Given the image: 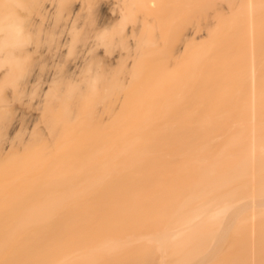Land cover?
<instances>
[{
	"label": "bare ground",
	"instance_id": "1",
	"mask_svg": "<svg viewBox=\"0 0 264 264\" xmlns=\"http://www.w3.org/2000/svg\"><path fill=\"white\" fill-rule=\"evenodd\" d=\"M119 1V16H116V22L112 20L113 14L111 15V20L115 23L105 20L107 25L100 21V24L96 25L93 20L89 22V26H85L83 20L86 18L82 17L95 10L93 9L95 0H0V81L7 80L18 92L26 90L24 85L29 84V91L38 96V103L42 108L47 105L50 97L62 101L57 111H49L48 117L42 116L46 118L43 120L47 127L35 126L28 132L29 126L26 127L25 120V115L28 113H25L23 118L21 117V119L25 118L24 121L20 120L19 125L17 122L12 134L3 139L5 145L0 144V159L6 160L11 150L12 154L14 153L10 164L0 162V264H135L133 262L135 249L155 242L154 236L162 234V231L147 230L148 218L156 219L155 216L164 213L177 214L181 209L176 201L174 189L168 185L159 187L156 181L158 177L152 172L153 168L155 170L159 167L156 163L159 156L166 154L163 151L165 149H163L165 144L163 141L170 136L163 131L146 130L148 129L146 124L151 120V103L148 101L150 91L146 86L145 77H141L137 70L133 71L132 59L131 63H127L126 71L122 70V72L127 75L132 74L138 85L132 87V94L121 95L122 83L129 80V75L111 78L113 74L115 75V71L112 72L113 69L110 71V68H107L112 65L106 62L108 66L105 68V61L98 59L100 55L96 52V47L100 44L120 43L122 48L126 49L127 52H120L116 57L117 63L118 59L125 60L139 54L142 39L140 41V36L137 39L138 29L141 27V17L137 15V10L140 7L139 14L143 8L141 6L149 4L150 1ZM152 1L154 5V0ZM151 5L152 3L144 7L146 9ZM235 5L234 13L223 21L221 28L240 23L244 34V49L243 46L237 48L238 44L233 45L237 52V55H234L237 60L236 68L232 71L229 67L231 70L229 74L232 75L229 80L234 81L235 92L240 95L238 100L235 98L236 95L233 97L237 100L235 106L239 108L237 111L239 115L232 122L233 130L226 133L223 147L213 151L210 157L206 156L207 154L197 155L195 162L200 173L193 179L198 181L210 179L214 173L218 174L224 164L226 166L224 168L232 170L237 161L241 164L243 158V169L248 170L247 196L244 199L238 194V197L237 192L245 185L240 187V183L244 181H239L242 177L238 179L236 175L231 178V184L229 183L231 189L227 196L216 197L211 191H205L203 194L198 192L193 205L188 206V213H184L183 220L177 221L169 230L168 236L170 242L177 243V250H173L172 254L182 256L204 237V233H197L198 224L220 230L228 216L248 201L247 211L242 212L244 214L237 213L238 216L241 213L240 217L236 215V232L245 233L243 238L246 237L249 264H259L260 236L264 235L260 226L263 225L261 220L264 218V202L262 201L261 204L257 200L258 194L259 197L262 194L259 193L257 185L258 165H260L258 161L264 158V55L260 53L263 44L259 46L258 38L264 33L262 28L264 0H236ZM111 22L115 24L113 30H109ZM128 23H132L133 26L127 28ZM82 25L86 27L84 33L79 30ZM226 31L217 29L212 37H218L222 33L228 35ZM34 35L38 37L36 40L33 38ZM131 36L134 41L130 40ZM40 40L48 41L54 46L53 50L48 47V56L43 55L47 56L45 58L47 61L53 60L62 48L75 47L76 40L82 41L84 45L87 44L85 47L87 54L74 67L65 68L56 64L55 69L46 73L47 77L43 78L39 73L31 80L27 78L24 85L19 86L20 79L30 73L29 62L37 50L36 46L29 47V44ZM144 44L146 46L144 42L142 48H145ZM206 53V49L198 50L196 58L200 59ZM141 57L138 56L139 59H142ZM45 59L43 61L47 62ZM116 61H112V64ZM139 61L141 63L142 60ZM144 64L146 67V63H143V67ZM147 71L148 69L144 72ZM164 79L173 78L169 74ZM231 88V84L225 88L228 95L231 93ZM152 90L156 92L157 87L154 86ZM111 97L117 99L127 97V102L121 104L124 107L123 109L121 106L123 110L119 109L121 112L114 116L110 114V117L113 116L112 125L109 123V126H102L101 123L107 121V117L97 118V111L101 113L97 110L98 105L110 103ZM117 106L116 103H112L111 112L115 113ZM153 106L155 107V103ZM105 113L109 115L108 112ZM36 115L34 120L40 119L41 114ZM207 116L202 119L203 122H214ZM49 119L53 127H50ZM216 122L219 121L216 119ZM46 128L50 130L49 133H46ZM20 133H22L20 141L23 145L16 149L18 142L16 137ZM220 137L218 136L217 140H220ZM158 145L161 148H157ZM203 152L200 154L205 153ZM150 167H153L151 171ZM168 168L171 169L170 166ZM203 169L209 174L203 173ZM262 170L264 169L262 168L260 173L263 172ZM163 174H159L160 181L168 179L163 178ZM177 174L178 172L176 176ZM173 178L175 177L171 176L170 180ZM177 182L181 183L180 179ZM177 186L180 187L179 184ZM243 195L241 194L242 197ZM154 198H160V201L162 198L163 203L158 206ZM175 201L177 205L173 203ZM176 216L179 217L178 214ZM136 225L137 231L133 227ZM179 243H182L181 247Z\"/></svg>",
	"mask_w": 264,
	"mask_h": 264
},
{
	"label": "rangeland",
	"instance_id": "2",
	"mask_svg": "<svg viewBox=\"0 0 264 264\" xmlns=\"http://www.w3.org/2000/svg\"><path fill=\"white\" fill-rule=\"evenodd\" d=\"M149 1H150L149 4L146 3V5L144 6L146 7L147 5H150V3H152L151 7L148 6L145 9L144 6H141V8L142 7L143 8L139 12V14H138V11L140 7L137 10V15L141 17L140 18L141 27L138 29L139 35H137L138 38L137 36L136 38L139 39V36H140V41L142 39L141 44L139 45L140 47L141 46L143 47L142 43L144 42L146 43V46L144 44L145 48L139 47L138 55H135L134 57H129L128 59H125V60L118 59V63L120 61V63L118 64L116 61L117 60L116 57L120 54V52H124V51L127 52L126 49L122 48V45L120 43L100 44V45H97L98 47H96V52H99V55H100L98 59L100 60L103 59L105 61L104 67L106 68L108 66L107 64L110 63L109 65H112V66L108 67L107 69L110 68L109 69L110 71L111 69H113L112 72L115 71L114 72L115 75L113 74L111 78H120V77L122 78L123 76H128L129 74L127 75V73H123V72H125L127 69L126 65H128L131 62H132L133 71L137 70L140 73L141 77L142 76L145 77L146 86H148L149 91H150V97L148 101L151 103V109H150L151 110V120L149 121V123L146 124V128H148L146 130L148 132L163 131V132H166L168 136H170L166 140L163 141V143H165L163 145V149L165 148L163 151L166 154H163L165 156L163 155L159 156V158L157 159L156 163L159 166L157 168L158 170L157 169L154 170L153 167H152L153 168L152 170V168L150 167V171L152 170V172H154V174L158 177L156 181H158L159 187L168 185V187L174 189L173 191L176 193V197L178 198V199L176 198V201L177 203L180 204L179 206L181 208L180 209L181 211L179 210L177 213L179 217H177L176 216L177 214L175 213H170V214L164 213L163 215L159 214L158 216H155L156 219H152L151 217L148 218L146 222L147 230L149 232L150 231L151 232L162 231V234H157L154 236L155 242L150 243L147 246L142 247V248H136L134 252L135 257L133 259V262L135 264H147L149 262H150L149 264H185V263L187 264H249L250 262L248 258L249 251L246 245L247 243L245 240L246 237L243 238V235L245 236V233L237 234L236 232L237 224H235L236 215L238 216L237 213L239 212L242 213V212L247 211L248 201L244 200L246 204L243 203L242 206L240 205L238 209L236 208V210L233 211L232 214L228 216L224 224L221 226L220 230L203 226V224H198L197 233H204V237L201 239V241L197 242L198 245L196 244V246H193L192 248L187 250L189 252L186 251L185 253H183L182 254L183 257L181 255L180 257V256H177L176 254L175 255L172 254L173 250L175 251L177 250V243L170 242L169 236H168L169 230L176 225L177 221L181 222L183 220L184 215L188 213L187 211V209H189L188 206L191 207L193 205L192 203H194V199H196L195 197H196V194H198V192L199 194H203V192L205 191L206 192L211 191L212 193L214 192L213 194L216 197L227 196L230 193V189H231L230 187L231 178L233 175H236L239 177L238 179L242 177L241 180L239 181L241 182L244 181L242 182L243 184L240 183V187L243 185H245L243 187H246V188L241 187L240 189L241 190L243 189L242 191L238 188V190H240L238 192L240 193L237 192V195L239 194L240 197L244 199L247 196L248 186L246 183H248V180H247L248 170L246 168L245 170L243 169L244 168L243 158L241 160V164L240 162L238 163L237 161L236 166L232 170L224 168L226 167L224 164L223 167L221 166V170L218 172V174L214 173L213 174L214 176L212 175L210 179H202V180L199 179V181L193 179V177L195 178V175L200 173V171H197L199 169L197 167V163L195 162L197 155L207 154L206 156L210 157L213 151L221 148V146L223 147L225 145V143H223L225 142V139H226L225 135L227 132L233 130L231 128L232 122L234 121L235 117L239 115L237 113V111H239V108H237L238 106H235V103L239 99L240 95H238L237 92H235L236 86H235L234 81L230 82L229 79H231L232 75L229 73H231V70L232 69L234 70V68H236V65H237L236 63L237 60H235L234 58V55L236 56L237 52L233 45L238 44L237 48L240 49V47L243 46V49H244V45H245V40L243 41L244 34H242L243 30H242V25H240V23L228 25L227 26L228 28L227 27L221 28L223 21L225 19L230 18L232 13H234V10L236 7L235 5L236 0H154V3H155L154 5H153L152 0H149ZM108 2H112V3L108 4ZM108 2L107 0L105 1L99 0V2L98 0H95L94 6H93V9L95 10L92 9L93 11L91 12V14L82 17L83 19L86 18L84 19L85 21L82 19L83 23H85V26L86 25L89 26V22L93 20H95L93 22L96 23V25L99 23V21L100 23L102 22V24L105 23V25H107L108 23L106 24V21L109 22L111 20L112 14H113L112 17H114V19L112 20L113 21L115 20V22L117 21L116 16H119L118 7H119L120 1L119 0H108ZM102 3L104 4V6ZM152 6H154L155 8ZM112 22L111 24H109L111 27L110 29L108 27L109 30H113L115 28L114 26L115 24H113L115 22L113 23ZM262 25H263L262 28L264 30V12H263ZM83 26L84 25H82V27L79 29L81 32H83L84 28H86L85 26L84 27ZM132 26H133L132 23L127 24V28L128 27L130 28ZM217 29H223L224 31L227 30L228 35H225V34L223 35L222 33L220 35L221 37L218 36V37L213 38L212 37L214 36L213 32L216 31ZM261 36L258 38V40H260V42L258 41V43H260L259 46L263 44L261 46L263 48L260 47L262 49L260 53L262 52L264 55V52H263L264 33ZM33 38L34 40H36L38 37L37 35H34ZM130 38H132L130 40H133V36H131ZM77 40L75 43V47L69 46V47H65L68 49L62 48V50L58 51V53L55 55V58L49 61L45 59L48 56L47 54L49 50L48 47L50 46L51 50H53L52 48H54V46L50 45V42L45 41V40H40L39 42H36V41L31 42L29 44V47L36 46L37 48L36 52H34L32 55L33 59L29 62V66L31 68V71H30L31 74L27 73L26 75H24L20 79L21 83L19 84V86L24 85V82L26 81L27 78L28 80H31L32 78H35L37 75H39V73L43 78L47 77L48 75L46 73H48L49 70L55 69L56 64L57 66H63L65 68H70L71 66L74 67L75 65H77L79 61L83 59V56L87 54L85 51L86 49L85 47L87 46V44L84 45L82 41H77ZM204 49L207 50L206 55L200 59H197L196 58L197 51L198 50L202 51ZM232 50H234V52ZM230 53H232V55ZM44 54H46L47 56H43ZM141 54H143L142 57H141ZM138 56H140L142 59H139ZM104 57L107 59H105ZM135 58H137L138 61L137 60L135 61ZM43 59H45L47 62H44ZM139 60H142L141 63H139L140 62ZM112 61H116V62H113L112 64ZM106 62L108 63L106 64ZM142 62L146 63V67H145V64L143 67ZM138 65L141 67H139ZM227 67L228 68L230 67L231 70L229 68V71H227L228 70ZM144 68L146 70L148 69V71L144 72L146 71V70L143 71ZM220 73L221 75H219ZM169 74L172 76L173 79L172 80L164 79ZM128 78L129 80H127L128 82L126 81L127 83L126 82L122 83L123 89H122V92H120V94L124 96L132 94V87L138 85V83L135 82V79H133L134 77L132 74L129 75ZM228 84L229 85L231 84L232 86L231 88L232 94L230 93V95H228L227 90H225ZM102 85L104 86L105 82ZM24 86H26L27 89L22 92H18L14 90L13 86L9 84L7 80L0 81V92H1V96H0L1 98L0 142L2 141V143L0 144L2 145H5L3 144V141L6 138H8V135L10 136L12 132L14 131L17 125L16 123L18 122V125H19L21 121H24L25 118L21 119V117L23 118V114L28 113L27 115H25L26 117L25 120L27 121L26 127L27 126L30 127V128L28 127L27 129V131L29 132L35 126L43 128L46 125L45 127H47L48 125L43 120L46 118L42 116L45 115L48 117L47 114H49V111H57L60 108L59 104L62 101H58L50 97L47 105H45L43 109L42 107L39 106L38 96L34 94L33 92L29 91V88H28L29 84L28 85L25 84ZM103 86H101L102 89H103ZM154 86L157 87L156 92L152 90ZM4 96H5V99H3ZM234 96L237 100L233 98ZM110 100H111L110 103H100L102 107H100L101 106L100 104L98 105L97 110H100L101 113L97 111V118L105 119V117H107V121L104 120V122L101 123L103 124L102 126H106V125L109 126V123L110 125H112L111 120L113 116L116 115L118 112H121L120 110L124 109V107L121 104L123 103L125 104L127 102V97H123L121 99H117L116 97H111ZM112 103L114 104L116 103L118 105L117 110H115L116 111L115 113L111 112L110 110ZM154 103H155V107L153 106ZM263 103H264V98H263ZM121 106L123 109L121 108ZM101 108L104 110H102ZM104 111L108 112L109 115L107 116V113H105ZM38 113L41 114V116L39 115V118L41 119V121L40 119L34 120V118L36 119V116H37L36 114ZM111 113L113 116L111 115L110 117ZM33 114L36 116H34ZM215 114L217 115L215 116ZM206 116L207 118L208 117L212 118L214 122H216V119H217V121L221 123L203 122L202 119L203 118L205 119ZM218 118L221 120H219ZM50 125H51L50 127H53V123L51 120H50ZM46 130H47L46 133H49L48 131L50 130L48 128H46ZM146 130L145 132H147ZM221 135L224 137L221 138L220 137ZM218 136L220 137V140H217ZM21 138H22V133H20L16 137V140L18 141V142L16 141L17 142L15 146L16 149H18V146L23 145L20 141ZM165 145L167 146L165 147ZM154 147L156 148V146ZM158 147L161 148L160 145H158L157 148ZM209 149H211L212 151ZM13 151L16 152V150H13ZM173 151H174V155H173ZM195 151H197V153ZM22 152L23 151H21V153ZM202 152L204 154H200ZM188 153L190 155H188ZM13 154L11 150L9 154L10 156L6 160L0 159V162H3L5 164H10L13 158L12 157ZM193 155H195V157L192 158ZM178 156L182 158H179ZM173 158H175L177 161H174L175 159ZM165 162L170 165L167 166V164H164ZM258 164H260L258 165V171L260 173L261 169L262 168L264 169V158H260V160L258 161ZM169 166L171 169L168 168ZM178 167L180 168L178 169ZM192 167L195 168L194 171ZM187 168L189 171L187 170ZM160 169H162V171H160ZM155 171L156 172L158 171L157 172L158 174H156ZM203 171H204L203 173H208L206 169H203ZM262 171L263 172L260 174L257 173L259 176V177L257 176L258 177L257 185L259 186L258 187L260 191L259 193H262L260 197L258 194V199H257L258 203H261L262 201L264 202V170ZM177 172L178 174L180 173L179 174L180 177L178 176V174L176 176ZM159 174H163V178L165 177L168 179H166V181H160L161 179L159 177L160 176ZM171 176L175 177L171 179L172 181L170 180ZM174 179L176 180V182H174ZM179 179L181 183L177 182L179 181ZM260 180H261V183L259 182ZM156 181L154 182V184H156ZM258 182L260 183V185H262L261 186L262 188L260 187ZM161 183L162 185H159ZM178 184L180 185V187L177 186ZM177 187L179 188L176 189ZM189 188L191 189L190 191H189ZM182 190L184 193H182ZM221 192L223 193L221 194ZM193 194H195V196H191ZM217 194H219V196ZM241 194L242 195L244 194L243 195L244 197H242ZM154 200L155 201L157 200L155 204L157 203L158 206L163 203L162 198H161V201H160V198H157V199L154 198ZM176 201L173 203L175 204ZM240 207H242L243 209L245 208V209L241 210L242 208ZM241 213L239 214L238 217H240ZM263 219L261 220L263 225L261 224L260 226H262L263 229L262 228L261 229L264 232V220ZM232 223L235 226H233ZM133 227L135 231L138 230L137 225L136 227L135 226ZM141 228L142 227H140L139 229L141 230ZM233 230H235V232ZM238 235H240L241 236L240 238L244 240L241 241ZM260 237L261 238H260L259 246H260L261 253H259L260 256H258V258L259 257L260 258L259 259L257 258V259L259 261V264L260 263L264 264L263 262L264 261V254H263L264 253V250H263L264 249V235ZM181 244L182 243H179V247H181ZM198 247H200V249ZM237 250H239V252ZM187 256H188V259H187ZM258 261L256 263H258Z\"/></svg>",
	"mask_w": 264,
	"mask_h": 264
}]
</instances>
